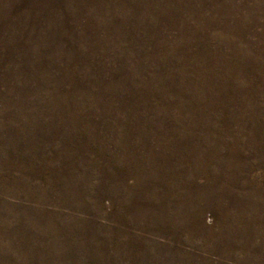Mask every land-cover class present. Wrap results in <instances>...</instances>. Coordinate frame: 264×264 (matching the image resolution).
<instances>
[{
  "label": "rangeland",
  "instance_id": "374dc122",
  "mask_svg": "<svg viewBox=\"0 0 264 264\" xmlns=\"http://www.w3.org/2000/svg\"><path fill=\"white\" fill-rule=\"evenodd\" d=\"M0 264H264V0H0Z\"/></svg>",
  "mask_w": 264,
  "mask_h": 264
}]
</instances>
